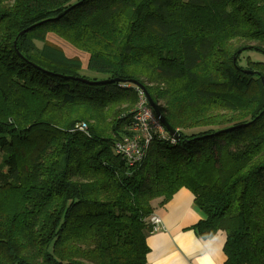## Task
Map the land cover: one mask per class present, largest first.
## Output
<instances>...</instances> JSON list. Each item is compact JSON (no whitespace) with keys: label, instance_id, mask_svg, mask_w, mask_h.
Wrapping results in <instances>:
<instances>
[{"label":"trees","instance_id":"16d2710c","mask_svg":"<svg viewBox=\"0 0 264 264\" xmlns=\"http://www.w3.org/2000/svg\"><path fill=\"white\" fill-rule=\"evenodd\" d=\"M249 53L264 57V0H0V264H149L150 218L181 189L197 236L226 234V264H264V61ZM135 83L180 138L154 133L130 168L115 146Z\"/></svg>","mask_w":264,"mask_h":264},{"label":"crops","instance_id":"0c3cea01","mask_svg":"<svg viewBox=\"0 0 264 264\" xmlns=\"http://www.w3.org/2000/svg\"><path fill=\"white\" fill-rule=\"evenodd\" d=\"M155 214L162 220L161 229L147 233L149 264H226V234L218 232L211 239L197 236L194 226L203 219L194 204V195L181 189Z\"/></svg>","mask_w":264,"mask_h":264},{"label":"built area","instance_id":"2783aa9c","mask_svg":"<svg viewBox=\"0 0 264 264\" xmlns=\"http://www.w3.org/2000/svg\"><path fill=\"white\" fill-rule=\"evenodd\" d=\"M138 92V103L132 117L133 133L130 137L119 141L115 146L116 153L125 159L126 164L130 168L136 167L144 161L154 133L163 140L168 137L159 118L149 106L144 93L141 90ZM80 129L84 131L85 127ZM150 223L152 232H157L162 227V220L156 214L152 215Z\"/></svg>","mask_w":264,"mask_h":264},{"label":"rangeland","instance_id":"374dc122","mask_svg":"<svg viewBox=\"0 0 264 264\" xmlns=\"http://www.w3.org/2000/svg\"><path fill=\"white\" fill-rule=\"evenodd\" d=\"M75 1H77V0H75ZM184 1H187V0H184ZM48 39L53 41L54 44H56L57 46H61L67 56H69V57H74V56L80 57V59L82 61V64H83V67H84L83 71H82L83 75L88 76L90 78H101V76L99 74H96V73H93V72H89L87 70L86 66H87V62H88V55L86 53L78 52L71 45H69L68 43L64 42L63 40H61L60 38H58V37H56L54 35H49ZM36 44L39 47H42V43L41 42H36ZM246 55H247V57L251 58V60L264 61V57L261 54L249 53V54H246ZM246 55L244 54L242 56L241 65L245 64V59L247 58Z\"/></svg>","mask_w":264,"mask_h":264},{"label":"water","instance_id":"95a60500","mask_svg":"<svg viewBox=\"0 0 264 264\" xmlns=\"http://www.w3.org/2000/svg\"><path fill=\"white\" fill-rule=\"evenodd\" d=\"M86 81V80H85ZM118 82L119 80H109L106 82ZM89 82V81H86ZM139 88H141L142 92L144 93L145 97L148 100L149 106L154 110L156 116L159 118L160 122L162 123L163 127L167 130V132L169 133L170 136H172L174 139L178 140L180 138V134L173 129L167 122L166 120L162 117L161 113L157 110L156 105L154 104V102L152 101L151 97L149 96L148 92L146 91V89L140 85L135 83Z\"/></svg>","mask_w":264,"mask_h":264}]
</instances>
